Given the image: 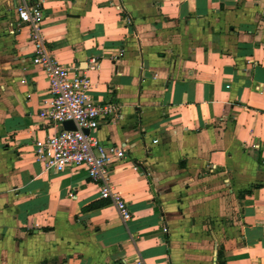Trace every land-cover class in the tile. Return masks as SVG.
I'll return each instance as SVG.
<instances>
[{
    "label": "crops",
    "instance_id": "0c3cea01",
    "mask_svg": "<svg viewBox=\"0 0 264 264\" xmlns=\"http://www.w3.org/2000/svg\"><path fill=\"white\" fill-rule=\"evenodd\" d=\"M51 56L116 107L94 135L126 150L110 188L45 172ZM0 264H264V0H0Z\"/></svg>",
    "mask_w": 264,
    "mask_h": 264
},
{
    "label": "built area",
    "instance_id": "2783aa9c",
    "mask_svg": "<svg viewBox=\"0 0 264 264\" xmlns=\"http://www.w3.org/2000/svg\"><path fill=\"white\" fill-rule=\"evenodd\" d=\"M19 26L30 31L34 44L32 63L49 77V101L44 103L39 116L56 130L39 144L36 162L45 172L62 173L84 168L88 178L100 185V198L111 200L124 222L132 219L126 202L110 188L112 166L126 157L125 148L101 142L94 132L101 120L114 118L116 107L90 99L91 82L86 75L59 64L49 53L42 36L43 16L40 8L22 4L17 7ZM73 121L76 131H67L63 124ZM85 131H88L86 134Z\"/></svg>",
    "mask_w": 264,
    "mask_h": 264
},
{
    "label": "water",
    "instance_id": "95a60500",
    "mask_svg": "<svg viewBox=\"0 0 264 264\" xmlns=\"http://www.w3.org/2000/svg\"><path fill=\"white\" fill-rule=\"evenodd\" d=\"M63 127H64V129L67 130V131H76V130H77V128H76V126H75V123H74L73 121L65 122V123L63 124ZM85 133L87 134L88 131H85Z\"/></svg>",
    "mask_w": 264,
    "mask_h": 264
}]
</instances>
